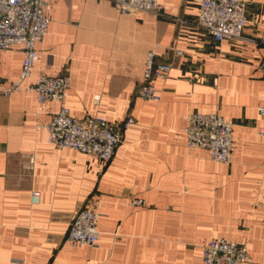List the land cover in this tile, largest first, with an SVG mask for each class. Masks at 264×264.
I'll use <instances>...</instances> for the list:
<instances>
[{
	"label": "crops",
	"instance_id": "0c3cea01",
	"mask_svg": "<svg viewBox=\"0 0 264 264\" xmlns=\"http://www.w3.org/2000/svg\"><path fill=\"white\" fill-rule=\"evenodd\" d=\"M246 1L245 39L222 41L197 26L199 0H160L168 18L124 14L112 0L48 1L50 27L24 85L41 71L68 74L73 115L136 123L103 162L37 128L60 103L37 115L35 92L0 96V264H203L217 237L247 243L253 262L243 264H264V0ZM151 50L172 62L155 81L160 101L136 95ZM22 63L19 46L0 52V86L19 79ZM193 111L235 122L231 163L187 145ZM84 206L99 213L96 246L65 241Z\"/></svg>",
	"mask_w": 264,
	"mask_h": 264
},
{
	"label": "built area",
	"instance_id": "2783aa9c",
	"mask_svg": "<svg viewBox=\"0 0 264 264\" xmlns=\"http://www.w3.org/2000/svg\"><path fill=\"white\" fill-rule=\"evenodd\" d=\"M49 0H0V52L19 46L23 52L22 70L19 79L0 86V96H8L22 89L36 93V114L44 111L45 103L55 101L60 108L53 112L46 123L37 128L48 131L49 142L59 149L70 148L109 162L123 142L124 129L136 123L129 114L121 122H113L101 114L77 117L72 114L65 100L71 87L68 74L49 75L41 71L37 80L24 85L32 76L35 64L40 58L37 44L44 40L51 18L46 12ZM121 13L147 11L161 17L165 13L160 0H112ZM246 0H199L196 24L214 37L216 41L245 39L247 24ZM183 22V19H179ZM264 45V36L258 40ZM181 51L177 50V54ZM259 68L264 80V57ZM172 69V62L158 61L156 52H148L144 81L138 86L136 95L150 101H160L162 91L155 84L157 79H166ZM3 84V83H1ZM99 96H96V100ZM264 114V108H261ZM187 145L191 148L207 149L210 157L223 164L232 162L235 122L217 111H193L184 115ZM264 131L261 130V133ZM39 192H33V203L39 202ZM132 203L144 205L141 198ZM99 213L84 206L72 218L65 241L71 245L96 246L101 236L98 227ZM203 264H243L253 262L247 243L225 237L214 238L202 248ZM22 261V260H21ZM23 262V261H22Z\"/></svg>",
	"mask_w": 264,
	"mask_h": 264
}]
</instances>
